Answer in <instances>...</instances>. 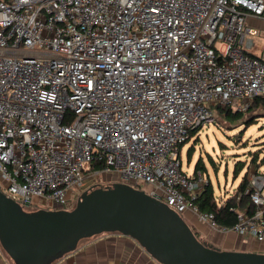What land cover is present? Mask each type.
<instances>
[{"label": "built area", "instance_id": "2783aa9c", "mask_svg": "<svg viewBox=\"0 0 264 264\" xmlns=\"http://www.w3.org/2000/svg\"><path fill=\"white\" fill-rule=\"evenodd\" d=\"M248 16L264 19V0H0V190L27 210L72 209L115 172L263 242V174L248 176L254 212L235 208L226 227L195 203L206 174L182 165L212 105L247 112L264 96Z\"/></svg>", "mask_w": 264, "mask_h": 264}, {"label": "water", "instance_id": "95a60500", "mask_svg": "<svg viewBox=\"0 0 264 264\" xmlns=\"http://www.w3.org/2000/svg\"><path fill=\"white\" fill-rule=\"evenodd\" d=\"M104 233L133 238L159 264H264V252L202 241L166 203L124 182L84 191L72 209L27 210L0 190V244L14 264H54Z\"/></svg>", "mask_w": 264, "mask_h": 264}, {"label": "rangeland", "instance_id": "374dc122", "mask_svg": "<svg viewBox=\"0 0 264 264\" xmlns=\"http://www.w3.org/2000/svg\"><path fill=\"white\" fill-rule=\"evenodd\" d=\"M241 123L242 121L229 123L218 109L214 110V118L203 124L199 134L183 146V168L188 173H193L195 164L201 157L207 168L206 173L210 176L218 195L226 191L224 194H227V197L232 196L241 183L242 173L237 178H234L233 175L234 164L237 160H249L250 152H255L260 159H264V115L259 116L258 120L249 127L245 128ZM191 145H194V150L192 159L188 163L187 150ZM211 158H213V161ZM250 163L252 166L248 168V174H250L251 168L255 166L254 163ZM226 168L228 170L227 174ZM217 169L218 172L216 173ZM119 179V174L115 172L101 174V180L104 184L105 182L107 184L108 181L115 183ZM142 188L149 189L150 187L143 185ZM40 208L44 207L41 204H35L31 205L28 210ZM183 217L202 241L215 244L222 249L241 250L237 248V244L227 242V240L234 239L233 232H220L207 223L200 221L191 211L184 213ZM242 247L245 248L246 245ZM0 250L9 258L1 244Z\"/></svg>", "mask_w": 264, "mask_h": 264}, {"label": "crops", "instance_id": "0c3cea01", "mask_svg": "<svg viewBox=\"0 0 264 264\" xmlns=\"http://www.w3.org/2000/svg\"><path fill=\"white\" fill-rule=\"evenodd\" d=\"M246 23L249 28L258 30V34L251 36L252 42L247 52L264 60V19L248 16ZM227 242L237 244V248L241 250L264 252V241L259 242L254 238H246L236 233H234V239L227 240ZM242 244L246 247L243 248ZM120 262L159 264L136 240L119 233H104L83 239L75 251L65 255L54 264H113ZM0 264L14 263L0 250Z\"/></svg>", "mask_w": 264, "mask_h": 264}, {"label": "trees", "instance_id": "16d2710c", "mask_svg": "<svg viewBox=\"0 0 264 264\" xmlns=\"http://www.w3.org/2000/svg\"><path fill=\"white\" fill-rule=\"evenodd\" d=\"M211 108L213 110V114L214 110L218 109L224 115V118L229 121V123L242 121L241 124H243L246 128L254 124L255 121L258 120L259 116L264 115V96L257 97L247 112L234 111L230 108L222 107L220 105H212ZM202 125L191 128L189 130L188 139L181 145L182 150L183 146L186 143L190 142L194 136L199 134ZM193 150L194 145H191L187 150V154L189 156L188 163L192 159ZM211 159L213 161V158ZM250 162L255 164V166L251 168V172L256 170L257 173H261L264 175V159H260L258 154H256L255 152H250L249 160H237L234 164L233 175L234 178H237L242 173V181L237 187L234 194L230 197H227V194H224L226 193V191L224 193H221L220 195L216 193L214 184L210 176H208V173H206L207 168L201 157L195 164L194 172L192 174H197L198 171H202L209 179V182L205 186L204 191L195 199V203L198 205L201 211L212 213L219 225L231 227L237 223L238 218L235 208L240 210H247L248 212H254L255 207L251 201L249 193L246 192L249 182L248 168L252 166ZM227 171L228 170L226 168V174ZM217 172L218 169L216 173ZM195 234L197 235L196 232Z\"/></svg>", "mask_w": 264, "mask_h": 264}, {"label": "flooded vegetation", "instance_id": "af4514ba", "mask_svg": "<svg viewBox=\"0 0 264 264\" xmlns=\"http://www.w3.org/2000/svg\"><path fill=\"white\" fill-rule=\"evenodd\" d=\"M110 184H112V182H107V184L105 185V186H107V185H110ZM215 245V244H214ZM215 246H217V245H215Z\"/></svg>", "mask_w": 264, "mask_h": 264}]
</instances>
